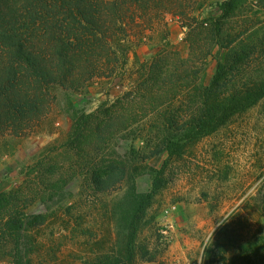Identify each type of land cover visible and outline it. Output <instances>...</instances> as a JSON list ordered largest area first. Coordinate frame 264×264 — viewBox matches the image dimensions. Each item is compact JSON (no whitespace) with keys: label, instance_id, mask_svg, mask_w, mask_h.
Masks as SVG:
<instances>
[{"label":"rangeland","instance_id":"obj_1","mask_svg":"<svg viewBox=\"0 0 264 264\" xmlns=\"http://www.w3.org/2000/svg\"><path fill=\"white\" fill-rule=\"evenodd\" d=\"M201 1L139 0L131 4L126 17L132 41L127 66L108 73L106 58L96 59L98 72L79 89L60 84L51 88L50 109L38 123L14 135L0 133V192L38 189V170L33 174L32 170L40 164L44 168L60 165L66 177L72 162L65 147L71 126L65 110L67 98L88 112L119 97L133 99L130 93L139 90L141 74L136 59L149 61L161 51L170 56L178 52L186 58L190 46L184 24L195 22L193 17L198 21L218 14L217 0L197 8ZM242 7L234 23L236 33L242 32V43L237 45H249L247 49L254 52L252 67L247 66L248 75L242 78L256 80L264 76V0H245ZM181 10L187 15L182 16ZM221 39V44L227 43ZM200 44L204 56L197 61L205 63L210 80L228 48L211 42L210 35ZM128 104L138 107L131 100ZM129 112L137 114L130 134L117 137L107 154L127 151L132 158L138 152L131 162L136 190L152 193V198L139 222L133 258L124 256V264H198L202 256L203 264H264V98L235 114L215 133L185 142L183 152L171 156L154 145V111L145 106ZM70 173L69 182H59V188L50 191L41 184L47 202L36 200L28 207L31 213L50 214L26 239L37 264H91L105 253L115 255L122 250L112 207L127 193L129 183L96 191L80 165ZM224 218L229 220L215 228ZM214 228L211 245L208 236ZM206 242L209 248L205 249ZM0 264L11 263L5 259Z\"/></svg>","mask_w":264,"mask_h":264},{"label":"trees","instance_id":"obj_2","mask_svg":"<svg viewBox=\"0 0 264 264\" xmlns=\"http://www.w3.org/2000/svg\"><path fill=\"white\" fill-rule=\"evenodd\" d=\"M209 1L202 0L197 8H206ZM138 2L0 0L1 135L17 134L38 123L50 109L51 88L60 84L79 89L98 72L96 59L106 58L108 73L127 66L132 41L126 17L131 4ZM244 2L217 0L218 14L198 21L193 17L195 22L185 23L190 46L186 58L178 52L170 56L161 51L149 61L136 59L141 74L137 77L139 90L130 93L131 97L135 95L133 99L119 97L88 112L67 98L65 110L71 119L65 141L71 152L69 174L65 177L60 165L44 168L40 164L32 170V174L38 170V189L29 193L22 188L0 192V260L37 264L26 239L29 231L44 225L50 214L31 213L28 207L36 200L47 202V192L43 193L40 187L46 185L51 191L59 182L68 183L70 171L77 165L96 191L106 192L124 181L129 183L127 193L112 207L122 250L115 255L105 253L91 264H124V256L133 258L139 222L152 193L136 190L131 162L138 152L131 158L127 157V151L108 155L107 150L117 137L130 134L137 116L130 110L139 111L147 106L148 111H154L157 139L154 145L159 152L165 150L171 156L180 155L185 142L215 133L235 114L249 110L264 98V76L247 81L242 78L252 67L254 53L247 49L249 45H237L242 43L239 39L242 32L236 33L234 23L243 13ZM180 12L187 15L183 10ZM223 31L227 34L222 35ZM207 35L215 44H221L223 36L227 43L221 44L222 49L228 48L210 80L205 63L200 65L197 61L204 56L200 42ZM130 100L138 107L129 105ZM130 150L134 151L133 147ZM52 175L57 178L53 180Z\"/></svg>","mask_w":264,"mask_h":264},{"label":"clouds","instance_id":"obj_3","mask_svg":"<svg viewBox=\"0 0 264 264\" xmlns=\"http://www.w3.org/2000/svg\"><path fill=\"white\" fill-rule=\"evenodd\" d=\"M228 220H229V219H227V218H224V219L219 220V222H218V224L215 226V228H216V227H219V226H222V225H223L224 223H226ZM215 228H214L213 232L210 233L209 236H208V242H210L211 245H212V242H213V233H214V231H215ZM206 248H209L207 242L205 243V249H206ZM203 261H204V257L202 256L201 259L198 261V264H203Z\"/></svg>","mask_w":264,"mask_h":264},{"label":"built area","instance_id":"obj_4","mask_svg":"<svg viewBox=\"0 0 264 264\" xmlns=\"http://www.w3.org/2000/svg\"><path fill=\"white\" fill-rule=\"evenodd\" d=\"M165 232H167L166 230H164Z\"/></svg>","mask_w":264,"mask_h":264}]
</instances>
